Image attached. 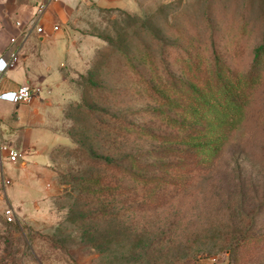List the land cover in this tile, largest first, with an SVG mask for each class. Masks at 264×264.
Returning a JSON list of instances; mask_svg holds the SVG:
<instances>
[{
	"label": "rangeland",
	"instance_id": "obj_1",
	"mask_svg": "<svg viewBox=\"0 0 264 264\" xmlns=\"http://www.w3.org/2000/svg\"><path fill=\"white\" fill-rule=\"evenodd\" d=\"M63 30L69 60L57 94L50 194L26 217L0 221V264H264V56L252 79H242L264 41V0H136L130 9L85 10ZM162 57L213 99L223 90L214 85L218 69L241 81L238 105L221 96L223 106L208 110L226 135L222 153L163 208L142 206L130 180L124 193L82 189L89 176L110 186L120 178L90 166L88 148L118 158L150 147L133 132L122 136L111 116L150 120L137 114L153 98L136 71L158 82Z\"/></svg>",
	"mask_w": 264,
	"mask_h": 264
},
{
	"label": "crops",
	"instance_id": "obj_2",
	"mask_svg": "<svg viewBox=\"0 0 264 264\" xmlns=\"http://www.w3.org/2000/svg\"><path fill=\"white\" fill-rule=\"evenodd\" d=\"M135 5L136 0H0V56L7 58L20 46L18 62L0 79V92L14 90L25 82L34 87L28 101L0 99V221L6 207L14 209L15 218L26 217L31 207L50 194V151L61 137L54 128L57 94L69 60L64 26L85 10L130 9ZM37 19L44 33L34 28L25 38L24 31ZM55 25L58 30H53ZM12 38L16 41L11 42ZM55 46H59L55 53L44 51ZM56 53L65 60L56 62ZM2 146L18 151L17 160L10 161ZM2 179L10 183L3 184ZM42 179L44 189L39 185Z\"/></svg>",
	"mask_w": 264,
	"mask_h": 264
},
{
	"label": "trees",
	"instance_id": "obj_3",
	"mask_svg": "<svg viewBox=\"0 0 264 264\" xmlns=\"http://www.w3.org/2000/svg\"><path fill=\"white\" fill-rule=\"evenodd\" d=\"M254 56L243 81L245 78L251 80L256 72L257 64L264 56V41ZM159 62L166 74L156 83L150 82L151 78L146 79L144 73L136 71L141 89L153 98L152 105L138 110L137 114H145L150 120L135 123L123 116H111L122 136L126 132H133L142 140L151 142L150 147L129 153L123 149L118 158L94 155L88 148L85 152L90 166L119 174L120 178L117 185L110 186L105 178L89 176L83 178L87 185L82 189L90 190L91 185L98 184L99 191L114 189L124 193L127 190L126 180H130L134 194L142 198V206L163 208L170 195L182 190L187 184L185 179L203 173L222 153L226 135L212 127L215 120H212L213 116L208 110L215 105L223 106L218 101L222 100L221 96L225 97L224 101L238 105L241 81L231 80L230 75L218 69L214 74L217 81L214 85H223V92L217 89L219 93L213 99V95L209 97L205 84L189 83L185 74H175L166 57L159 59ZM150 68L156 73L155 67ZM172 108L174 111L171 112ZM152 120H159L161 125H155ZM104 128L111 130L108 123ZM251 240L254 242L259 238L253 235Z\"/></svg>",
	"mask_w": 264,
	"mask_h": 264
},
{
	"label": "built area",
	"instance_id": "obj_4",
	"mask_svg": "<svg viewBox=\"0 0 264 264\" xmlns=\"http://www.w3.org/2000/svg\"><path fill=\"white\" fill-rule=\"evenodd\" d=\"M16 24H18V22H16ZM34 28L36 32L40 34L44 33V29L42 26L38 24V19H37L32 24L31 27L27 28L24 31L25 38L29 35V33ZM53 30H58V26L55 25L53 27ZM15 41H16L15 38L11 39V42H15ZM19 58H20V46L12 50L7 58L0 56V79L8 68L13 67L18 62ZM33 94H34V87H32L29 83L25 82L19 85V87H17L14 90L0 92V99L11 101L14 103H19V102L28 101L32 97ZM1 150H4L7 152V157L9 158L10 161H16L17 158L19 157L18 151L10 147L2 146ZM2 183L9 184L10 181L7 179H2ZM3 217L7 222L13 221L15 219L14 209L10 206L6 207L3 211Z\"/></svg>",
	"mask_w": 264,
	"mask_h": 264
}]
</instances>
